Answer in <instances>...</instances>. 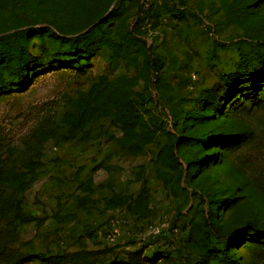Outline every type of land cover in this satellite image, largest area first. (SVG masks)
I'll list each match as a JSON object with an SVG mask.
<instances>
[{
  "label": "rangeland",
  "instance_id": "obj_1",
  "mask_svg": "<svg viewBox=\"0 0 264 264\" xmlns=\"http://www.w3.org/2000/svg\"><path fill=\"white\" fill-rule=\"evenodd\" d=\"M74 252L264 264V0H0V264Z\"/></svg>",
  "mask_w": 264,
  "mask_h": 264
},
{
  "label": "trees",
  "instance_id": "obj_2",
  "mask_svg": "<svg viewBox=\"0 0 264 264\" xmlns=\"http://www.w3.org/2000/svg\"><path fill=\"white\" fill-rule=\"evenodd\" d=\"M151 68L155 69V62L151 63ZM95 254L94 252H74V253H65L55 255L53 257H44L42 256V260L51 262L53 264H81L85 263L87 258Z\"/></svg>",
  "mask_w": 264,
  "mask_h": 264
}]
</instances>
